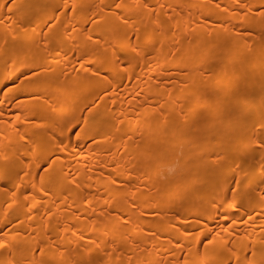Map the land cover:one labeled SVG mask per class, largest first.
<instances>
[{"label":"bare ground","instance_id":"bare-ground-1","mask_svg":"<svg viewBox=\"0 0 264 264\" xmlns=\"http://www.w3.org/2000/svg\"><path fill=\"white\" fill-rule=\"evenodd\" d=\"M0 264H264V0H0Z\"/></svg>","mask_w":264,"mask_h":264}]
</instances>
